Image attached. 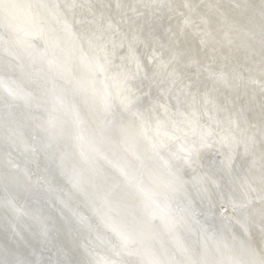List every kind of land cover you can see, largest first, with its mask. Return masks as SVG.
Returning <instances> with one entry per match:
<instances>
[{
	"label": "water",
	"instance_id": "1",
	"mask_svg": "<svg viewBox=\"0 0 264 264\" xmlns=\"http://www.w3.org/2000/svg\"><path fill=\"white\" fill-rule=\"evenodd\" d=\"M34 3L38 11L32 0H0V264H237L227 255L242 264H262L244 239L254 223L243 199L253 192H242L237 181L246 176L255 187L246 185L264 194V172L258 164L245 174L243 159L252 155L244 140L233 144L230 139L227 148L235 152L234 161L223 167L214 149L221 146L212 140L216 128L221 129L212 122L203 128L200 115L191 129H202L210 140L202 144L204 135L181 132L187 149L195 144L198 169L173 156L142 155L148 147L119 121L107 91L91 86L74 63L75 53L64 60L61 50L44 47L47 36L62 48L74 40L71 32L67 39L58 34L66 9L62 0ZM1 9L8 11L5 16ZM1 22H23L35 36L23 38L25 49L17 48L13 56L4 48L9 36H15ZM102 51L91 60L95 79L100 75L97 65L108 57ZM59 89L66 93L60 95ZM209 110L217 113L212 103ZM69 112L83 121L84 130L66 123ZM97 130L108 135L104 141ZM98 142L107 149L120 148L110 152L124 178L107 166L97 165L98 171L90 166L86 156ZM148 194L157 203L149 219L137 209ZM223 208H231V218ZM258 210L264 211V202Z\"/></svg>",
	"mask_w": 264,
	"mask_h": 264
},
{
	"label": "bare ground",
	"instance_id": "2",
	"mask_svg": "<svg viewBox=\"0 0 264 264\" xmlns=\"http://www.w3.org/2000/svg\"><path fill=\"white\" fill-rule=\"evenodd\" d=\"M62 2L66 9L63 14V25L58 28V34L67 39V32H71L75 34L74 40L62 48L63 45L61 46L59 41L47 36L44 47L47 46V49L54 51L61 50L59 53L66 56L64 60L68 57L71 59L69 53H75L74 63L92 80L91 86L104 94L107 91L105 97L111 102L114 111H117L119 121L134 133L139 143L148 147L139 153L146 157L151 154V158L164 154L177 160H186L187 145L184 143H188V139L181 132H187L196 138L204 135L202 129L197 131L191 129L194 121L197 123L201 115L204 118L201 126L212 122L221 129L218 132L216 128L212 140L221 146L214 149L221 153L218 156L223 167H229L234 161L235 152L227 148L230 139H233V144L243 139V144L253 156L248 155L249 160L243 159L245 174L248 175L249 170H254L258 164L264 172V86L261 84V80H264V76L261 75V67L264 66V0H62ZM32 3L38 11L34 0ZM117 3L121 7H116ZM1 10L2 16L8 12L5 9ZM52 12H55L54 7ZM43 18L46 30L48 19L44 16L42 21ZM1 23L9 29L10 35L15 36V38L9 36L7 46L4 48L7 50L9 48L13 56L18 51L17 48L25 49L23 38L35 36L34 30H29L23 22ZM76 33H79V38ZM205 38L209 41L207 49L201 45V40ZM48 39L49 43L46 44ZM172 41H177L178 46L173 47ZM100 50L104 51L103 55L107 53L108 57L103 61L105 64L97 65L100 66V75L95 79L97 69L91 60L96 59ZM187 50H191L193 55L198 52L201 61L214 57V60L210 61L212 67L215 71L223 72L224 78L215 80L202 75L197 79L194 75L195 66L187 67V55H181ZM174 52L178 56L177 61L165 69L161 61L167 62ZM49 54L47 51V55ZM138 64L141 66V73L138 76L132 75L137 71ZM113 73L117 74L116 78ZM121 73L129 74L127 84L122 83L123 77L119 75ZM112 80L114 84L111 83ZM110 85L112 87H109ZM64 87L66 88L63 89L68 88ZM127 89H131L133 103L140 100L137 106L125 103ZM55 92L57 93V90ZM63 93L66 92L59 89V94ZM206 98L211 99L210 103L216 106L218 116L214 112L211 114L210 103H205ZM72 99L71 96L70 101ZM72 105L76 106L74 103ZM57 112L62 117V111ZM206 113L211 114V118H207ZM187 114L190 116L187 117ZM66 119V123L72 124L78 132L85 129L86 125L76 113L69 112ZM142 119L145 125L142 124ZM180 121L185 125H180L182 124ZM102 131L97 130L100 142L108 136ZM126 139L131 142L130 136ZM113 147L107 149L99 142L93 144L92 152L86 147L85 152H89L86 160L90 162V166H95L96 171L99 170L97 165L107 166L110 172L116 173L122 179L124 170L116 165V159L110 152H118L120 148ZM207 148L210 146L207 145ZM207 150L203 149V153ZM78 152L82 158L81 152ZM240 155L243 156V153ZM256 158L259 162H255ZM250 160L253 162L250 163ZM186 161L185 167L199 168L195 155L191 162ZM196 164L198 167H190ZM136 177H139L138 174ZM248 183L254 186L246 176L237 181V186L242 192H253L243 199L246 200V213H250L251 223H254L249 230V237L244 239L250 245V249L255 250L261 257V263L264 264V211L258 210L259 205L264 202V194H256L258 189L246 185ZM255 198H258L257 203ZM155 203L156 201L148 194L145 201L138 204L137 209L142 211L145 217L151 216ZM236 205L237 203L234 207ZM230 209L227 211L223 208L222 212L229 214L228 217L231 218ZM229 256L233 257V262L242 264L238 257L236 259L233 255H227ZM227 264L232 262L228 260Z\"/></svg>",
	"mask_w": 264,
	"mask_h": 264
},
{
	"label": "snow or ice",
	"instance_id": "3",
	"mask_svg": "<svg viewBox=\"0 0 264 264\" xmlns=\"http://www.w3.org/2000/svg\"><path fill=\"white\" fill-rule=\"evenodd\" d=\"M116 7H121V5L119 3H117ZM132 11H135V9H132ZM172 46L173 47H177L178 46V42L177 41H172ZM201 45L207 49L209 47V41L207 38L201 40ZM213 52H215V49H213ZM187 55V61H186V66L191 68L193 66H195L196 68V72H195V76L197 79H199L202 75L206 76V78L208 79H215V80H221L224 78V73L223 72H218L215 71L212 67V63L210 62L211 60H214V57H208L206 58L205 61H201L199 59V53L197 52L195 55L192 54L191 50H187L186 53H181V55ZM178 56L176 55V53L174 52L173 55L169 58V60L167 62L161 61L162 66L167 69L170 64H172L174 61H177ZM141 73V66L138 64L137 65V71L132 74V75H136L138 76ZM119 75H122L123 79H122V83L127 84V81L129 80L130 76L129 74L126 73H121ZM261 75L264 76V66L261 67ZM261 84L262 86H264V80H261ZM192 84H189V88L191 89ZM128 91V95H126L124 97L125 103L128 105H131L133 103V97L131 94V89H127ZM211 99L206 98L205 99V103H210ZM211 139V135L210 134H206L204 135L201 143H205L208 140ZM196 147L195 144L193 145V147L191 149H187L186 153H185V159L188 161H192L194 159V153L196 151Z\"/></svg>",
	"mask_w": 264,
	"mask_h": 264
}]
</instances>
